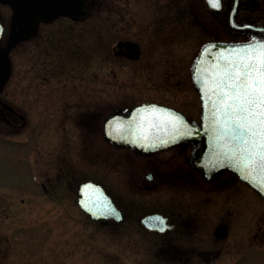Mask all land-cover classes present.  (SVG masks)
Wrapping results in <instances>:
<instances>
[{
  "label": "rangeland",
  "instance_id": "1",
  "mask_svg": "<svg viewBox=\"0 0 264 264\" xmlns=\"http://www.w3.org/2000/svg\"><path fill=\"white\" fill-rule=\"evenodd\" d=\"M135 1H96L83 21L41 25L36 40L11 53L0 99L24 117H0V264H176L157 234L131 223L117 232L93 221L78 206V182L95 171L112 182V157L124 154L104 136L114 113L158 102L200 122L196 56L208 42L246 38L220 23L232 0L225 14L206 0H179L178 8L164 11L152 7L156 0ZM121 37L142 44L139 59L113 55ZM80 122L94 127V138L79 134ZM227 175V184L199 178L198 186L212 195L213 221L227 202L230 236L222 243L204 239L214 255L192 264H264V198L233 172Z\"/></svg>",
  "mask_w": 264,
  "mask_h": 264
},
{
  "label": "flooded vegetation",
  "instance_id": "2",
  "mask_svg": "<svg viewBox=\"0 0 264 264\" xmlns=\"http://www.w3.org/2000/svg\"><path fill=\"white\" fill-rule=\"evenodd\" d=\"M96 1L102 5L106 3V0ZM96 1L88 3L89 0H78L76 5L70 7L61 0H0V24L3 22L4 25L3 38L0 40V77L5 75L7 68L5 55L14 38L19 37L7 53L9 55L15 50H21L26 43L36 40L41 25H51L63 18L69 21H83L81 16L84 15L86 8L96 5ZM170 1L167 3L164 0H156L151 4L154 2L152 7H157L162 11L178 8L179 0ZM228 1L223 0L224 10L222 12L224 14L227 12ZM113 2L118 3L120 0H113ZM230 13L231 11L220 19V23L226 29L229 28ZM238 19L243 25L240 35L246 38L244 41L262 38L261 36H264L262 32L247 25H264V0H239ZM119 40L135 41L140 44L142 50V44L136 40L117 38L112 45V53L116 57H120L116 54L118 48L113 46ZM5 87V83L1 81L0 89H5ZM194 87L197 89L195 84ZM20 110L16 106L11 107L4 99H0L1 118L5 113L14 118H23L24 114ZM90 119L91 117L87 118V120ZM189 120L199 122L190 117ZM80 125L85 127L79 132L84 139L94 138L95 135L92 134L94 127L90 130L91 125L81 122ZM107 143L116 152L124 151L122 156L116 153L112 157V184L110 180L105 182L107 179L95 171L88 178L78 182L77 201L81 182L91 180L100 183L121 211L122 220L111 218L106 224L104 220H99L98 223L117 232L131 223L132 228L140 232L157 234L161 242V250L167 255L168 260L176 264H192L198 257L211 260L214 251L207 249L206 241L222 243L230 236L231 228L226 215L228 204L222 201L221 215L217 221H213L212 211H210L213 204H209L212 202V195L208 193L207 188L199 187L198 182L203 179L202 182L215 183L218 181L219 184L224 185L230 182V175H227L228 171L225 170L219 172L213 179H208L203 170L195 165V160L205 149V137L185 140L166 149L147 153L135 151L129 146L115 144L108 139ZM97 159L95 158V161ZM67 176L69 177V174ZM149 192H159V196L150 202L146 197ZM154 213L167 218L166 223L172 226V229L166 225L162 231L148 230L143 225L142 219ZM221 225L229 227V233L224 238L217 235V229Z\"/></svg>",
  "mask_w": 264,
  "mask_h": 264
},
{
  "label": "snow or ice",
  "instance_id": "3",
  "mask_svg": "<svg viewBox=\"0 0 264 264\" xmlns=\"http://www.w3.org/2000/svg\"><path fill=\"white\" fill-rule=\"evenodd\" d=\"M208 3L218 9L221 0ZM210 67L211 88L207 79L204 83L208 94L215 97L211 108L216 140L222 142L223 154L264 190V43L220 53ZM205 74L209 75L207 70ZM182 129L178 116L155 107L140 110L136 131L145 141L169 130L176 139L192 134Z\"/></svg>",
  "mask_w": 264,
  "mask_h": 264
},
{
  "label": "water",
  "instance_id": "4",
  "mask_svg": "<svg viewBox=\"0 0 264 264\" xmlns=\"http://www.w3.org/2000/svg\"><path fill=\"white\" fill-rule=\"evenodd\" d=\"M61 1L72 7L77 4L78 0ZM237 6L238 0H236V4L232 12L230 22L231 25L236 28H243L239 27L234 23ZM255 29L264 31V28ZM0 34H2V29H0ZM18 38H14L12 40L6 53L11 50L15 41ZM258 43H264V41H257L249 44ZM244 45L248 44L232 45L225 43H212L207 45L202 50L196 62L194 70L195 82L201 92L202 100L204 103V124L202 128L198 127L194 123L189 122L183 113L173 108L159 105L156 103H148L135 107L127 116L116 114L109 117L105 124L106 137L112 142H115L116 144L128 145L134 148L136 151L144 153L160 150L182 142L184 140L199 139L205 136L207 140V146L201 153L200 157L195 160V165L204 170L206 177L211 179L215 177L220 170L231 169L235 171L240 176V178L250 184L264 197V190L257 186L255 182L250 180V178L247 176V172L243 170L238 164H236L235 161H230L223 154V151L219 146V143L222 142H217L216 133L212 124L211 103L212 100L215 99V97H212L208 94L204 83V81L207 79L209 83V88H211L212 81L210 76V66L215 65L217 63V57L220 53H227L230 49ZM113 47L118 48V51L116 52L118 56H127L132 59H138L141 56V46L134 41L119 40L115 42ZM206 70L209 73V75L207 76L205 74ZM152 107H155L158 110H164L168 113L180 117L181 122L184 126V129L182 130H188L192 134L179 136V138L176 139L173 138L172 133L169 130L168 132H161L159 133V135H153L147 141L140 138L139 134L136 131L137 124L139 123L140 110L146 108L150 109ZM80 187L81 197L79 199V203L81 207L94 219H105V223H107V221L112 217L118 220L122 219L120 210L116 207L113 199L107 194L106 190L102 185L92 181H88L83 182ZM109 209H112L114 211H109ZM142 222L152 230H159L161 229V225L164 224L166 221L164 217L159 214H151L145 216L142 219ZM227 233L228 227L226 225H221L217 229V235L219 237H225Z\"/></svg>",
  "mask_w": 264,
  "mask_h": 264
}]
</instances>
